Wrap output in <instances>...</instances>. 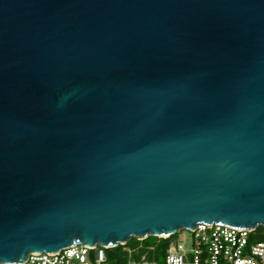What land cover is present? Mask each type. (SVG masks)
<instances>
[{"label":"water","instance_id":"obj_1","mask_svg":"<svg viewBox=\"0 0 264 264\" xmlns=\"http://www.w3.org/2000/svg\"><path fill=\"white\" fill-rule=\"evenodd\" d=\"M200 223L264 226V0H0V264Z\"/></svg>","mask_w":264,"mask_h":264},{"label":"built area","instance_id":"obj_2","mask_svg":"<svg viewBox=\"0 0 264 264\" xmlns=\"http://www.w3.org/2000/svg\"><path fill=\"white\" fill-rule=\"evenodd\" d=\"M256 230L200 223L187 230L189 235L183 234L181 240L169 241L164 264H264V238H258ZM181 231L184 230L175 234ZM106 249L105 246L74 244L57 252L31 253L23 264H89L90 260L102 264L107 260ZM128 254H132L131 249ZM128 264L158 263L142 257L140 262L131 259Z\"/></svg>","mask_w":264,"mask_h":264},{"label":"trees","instance_id":"obj_3","mask_svg":"<svg viewBox=\"0 0 264 264\" xmlns=\"http://www.w3.org/2000/svg\"><path fill=\"white\" fill-rule=\"evenodd\" d=\"M171 239H173V235L166 238L148 236L144 239H137L132 237L126 244L107 248L106 261L110 260L113 264H128L131 259L141 260L144 257L146 260H154L158 264H164L165 251ZM128 249L132 250L130 256Z\"/></svg>","mask_w":264,"mask_h":264},{"label":"rangeland","instance_id":"obj_4","mask_svg":"<svg viewBox=\"0 0 264 264\" xmlns=\"http://www.w3.org/2000/svg\"><path fill=\"white\" fill-rule=\"evenodd\" d=\"M183 234L189 235V231H187V230L181 231L180 233L173 235V239L181 240L183 237ZM263 234H264V226L258 227L257 231H256V236L258 238L262 239ZM92 254H93V252H91V256H93ZM132 261L140 262L141 260L132 259ZM147 261H154V260H147ZM89 264H95V263L92 260H90ZM102 264H113V263L110 260H108L106 262H103Z\"/></svg>","mask_w":264,"mask_h":264}]
</instances>
